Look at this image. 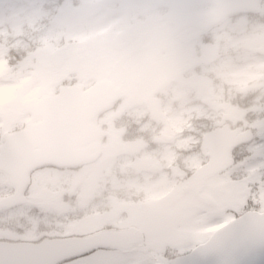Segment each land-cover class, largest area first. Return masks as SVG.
Returning <instances> with one entry per match:
<instances>
[{
    "label": "rangeland",
    "instance_id": "obj_1",
    "mask_svg": "<svg viewBox=\"0 0 264 264\" xmlns=\"http://www.w3.org/2000/svg\"><path fill=\"white\" fill-rule=\"evenodd\" d=\"M133 1L137 6L152 10L156 19L165 10L156 6L157 0ZM32 2L39 4L41 0ZM49 2L55 4V8H39L38 20L5 22L0 19V121L3 120L6 129L23 123L28 117L26 102L51 92L63 76L48 64L52 50L60 48L68 36L69 40L84 39L82 33L77 37L67 33L65 24L70 16L57 0ZM83 2H72L76 6L74 10L94 9L91 3ZM15 3L16 0H0V12ZM166 31L168 33V28ZM194 34L195 31L179 34L184 52L194 50L199 44L191 40ZM263 39V21L255 15L237 16L214 30L213 43L205 48L203 60L185 61L191 53H182L184 59L179 64L174 63L172 53L179 50L180 43L172 39L169 44L163 37L158 39L151 53L163 50L169 56L161 60L153 58V63L138 73L140 78L134 75V80L127 83V102L121 106L125 113L110 111L99 121L107 131L126 129L135 123H140L139 129L143 131H136L139 135L133 138L107 136L100 158L81 170L37 172L23 210L14 214L0 213V224L19 218L25 209L32 208L34 227L48 231L47 227L52 226H77L75 232L85 233L99 225L101 212L88 220L80 218L76 211L81 207L78 208L80 203L75 201L76 196L104 194L105 191L116 194L118 190L122 203L130 204L126 209L130 223L139 216V222L147 226L146 231L151 230L150 227L157 230L152 219L161 221L163 217L166 226L172 223L173 227L177 225L183 230L186 227L188 232L184 231L192 240L198 238H192L190 233L198 232L203 236L199 240H204L209 237L205 229L234 216L232 211L230 215L222 213L227 207L226 199L233 206L247 198L252 209L264 211V58L256 54ZM158 41L164 47L158 48ZM154 86L166 88L163 92L168 89L169 94L161 102L153 97ZM148 112L147 121L144 118ZM226 124L239 130L252 126L256 139L234 152L233 165L227 171L193 189L190 175L208 160L207 152L200 148L205 131ZM146 134L154 144L141 150V138ZM143 140L147 142L145 137ZM136 154L140 155L138 160L134 159ZM120 161L124 162L123 170L127 173L122 179L115 176V166H121ZM6 189L10 191L11 187L0 174V195ZM158 194L165 196L159 208L165 213L161 212V216L157 215L154 202V195ZM143 201L148 202L151 210L145 221L142 216L147 210ZM119 210L117 208L114 215ZM119 224L127 225L124 221ZM153 240L161 244L157 235ZM141 257V254H133L118 260L129 263L140 261Z\"/></svg>",
    "mask_w": 264,
    "mask_h": 264
},
{
    "label": "water",
    "instance_id": "obj_2",
    "mask_svg": "<svg viewBox=\"0 0 264 264\" xmlns=\"http://www.w3.org/2000/svg\"><path fill=\"white\" fill-rule=\"evenodd\" d=\"M187 3L189 0H168L167 5L175 8L180 3ZM218 5V11L211 17H203L199 19H190L189 22H196L198 25L207 26L210 24H214L220 21L224 16L230 14L235 11H242V7H240V3L235 4V0H213ZM186 3V4H187ZM195 4V3H190ZM237 6L236 8H234ZM259 53L264 55V49H260ZM94 93H91L92 96ZM66 98H70V103L67 106ZM91 98H81L80 94H77L76 91L70 92L63 90L62 93L57 98H49L42 102V111L45 112V116L48 120L52 121L51 130L52 134L47 137L45 136L44 141L39 143L38 146L40 148H45L48 146H55L60 148L59 151H39L38 154L34 155L38 156V159H35V164H43L46 162H50L53 160L52 157L61 155V158L67 162H73L69 159L68 155L70 153L64 150L65 146V136L68 135L67 132H71L74 135V138L77 137V133L79 132L78 137H84L88 134V108L91 107L94 112L101 111L105 108V104L109 101L106 100V96L98 97L95 101H91ZM73 100H77L76 103ZM54 101L56 106H52L50 103ZM72 102V104H71ZM50 107L48 110L47 105ZM76 106L79 107L80 111H76ZM236 132H230L228 128H225L220 131H216L212 134L207 135L204 138L203 148L210 149L211 160L210 163L203 168H201L196 175L192 177L193 183L197 184L205 178L207 175L211 173L218 172L222 169H225L230 164L229 155L232 150V147L240 144L243 141H247L251 139L250 134H244L243 136L236 137ZM58 159L54 161L57 162ZM1 162V156H0ZM11 166V165H10ZM1 167V166H0ZM8 167V166H7ZM6 167V169H7ZM16 170L18 167L13 170L10 168V172L13 176H15ZM10 201V199H8ZM249 223L244 228L243 231L237 232L233 237L220 246H215L210 242L202 246L199 251L195 252L198 254L199 252H205L206 254L215 257L220 264H230L232 261H236L239 259L245 258L249 249L258 247L261 240L264 239V215H259L256 213L247 214L243 217ZM241 220V219H240ZM235 221L233 224L225 228L224 230L218 232L214 237L222 236L226 233H229L233 230L234 226L240 221Z\"/></svg>",
    "mask_w": 264,
    "mask_h": 264
},
{
    "label": "flooded vegetation",
    "instance_id": "obj_3",
    "mask_svg": "<svg viewBox=\"0 0 264 264\" xmlns=\"http://www.w3.org/2000/svg\"><path fill=\"white\" fill-rule=\"evenodd\" d=\"M114 2L120 3L122 8H125L128 5L126 0H114ZM137 7L132 6V9L135 10ZM149 11L142 10L140 14H148ZM168 17L161 19V22L165 21ZM152 22L150 19L142 21H132L127 23L122 29L121 32L129 30L131 43L129 46L123 49H111L109 51L110 55H106L107 52H96L97 54H91L92 49L82 51L83 57L86 63L90 61L94 62L91 71L96 72L97 74L109 73L111 80L118 87H123L126 79H131L134 76V72L137 69H143L153 59L156 54L159 53H150V48L152 42L156 38H160L164 34L165 26L162 27L161 31L157 27H152ZM120 32L115 33V37ZM182 53V51L178 52ZM91 54V55H90ZM163 55V53H161ZM90 60V61H89ZM127 226H106L105 229L100 231H109V230H121L123 232H133L135 230L136 243L132 245V248L127 250H115V258L121 257L125 258L134 251H139L146 248L147 241L144 236V232L134 228L129 222ZM53 228V227H52ZM3 233V231L1 232ZM63 237H71L70 232L67 231ZM5 243L14 244L13 247L4 246V249L7 255H11L14 251L16 257L19 256L20 264H44V259H39L37 256H40L42 253L41 235L39 232H29L28 227H17L13 228L6 232V235L0 238ZM29 250V251H28ZM100 250H93L89 253L83 254L79 257L66 260L61 264H105L103 261L111 260V257L101 258L99 254ZM43 256L48 257V253L42 254Z\"/></svg>",
    "mask_w": 264,
    "mask_h": 264
},
{
    "label": "snow or ice",
    "instance_id": "obj_4",
    "mask_svg": "<svg viewBox=\"0 0 264 264\" xmlns=\"http://www.w3.org/2000/svg\"><path fill=\"white\" fill-rule=\"evenodd\" d=\"M41 7L53 10L55 8V4L49 2V0H41V3L39 4L33 3L32 0H16V3L10 8L4 12H0V19L5 22L21 21L24 19H32L35 21L39 19L38 9ZM65 27L71 29L74 25L72 22H67ZM236 155L238 156L239 153H236ZM248 223L249 222L246 219L242 218L234 226L231 232L222 236L213 237L209 242L215 246L223 245L237 232L243 231ZM222 227L224 226L217 225L213 231L219 232ZM196 264H220V262L215 257L210 256L197 261ZM230 264H264V239L261 240L258 247L249 249L245 258L232 261Z\"/></svg>",
    "mask_w": 264,
    "mask_h": 264
}]
</instances>
